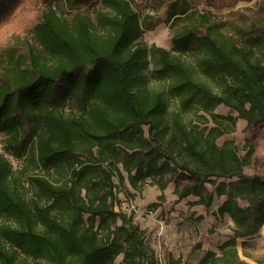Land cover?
Returning <instances> with one entry per match:
<instances>
[{
    "label": "trees",
    "instance_id": "trees-1",
    "mask_svg": "<svg viewBox=\"0 0 264 264\" xmlns=\"http://www.w3.org/2000/svg\"><path fill=\"white\" fill-rule=\"evenodd\" d=\"M36 1L44 6L30 27L0 45V264H163L147 229L116 205L120 190L163 192L173 181L178 202L221 199L214 213L234 222L199 264H250L238 239L264 225V175L245 172L250 140H217L239 118L264 121V0L224 18L212 8L252 0H96L95 17L93 0ZM23 2L0 0V25ZM163 23L172 49L143 38ZM190 253L183 263L168 251L166 264H187Z\"/></svg>",
    "mask_w": 264,
    "mask_h": 264
},
{
    "label": "rangeland",
    "instance_id": "rangeland-1",
    "mask_svg": "<svg viewBox=\"0 0 264 264\" xmlns=\"http://www.w3.org/2000/svg\"><path fill=\"white\" fill-rule=\"evenodd\" d=\"M27 1L23 2L13 15L0 25V45L3 41L9 40L14 31L18 30L20 26L29 28L41 7L44 6L40 1ZM169 1L199 7L205 5L204 0ZM259 1L252 0L248 3L241 1L234 8H212V13L218 18H224L232 10L246 6L255 7ZM87 7L93 17H95L97 11L104 9L102 3L96 0L91 1ZM152 8H154L153 5L145 7L146 11L152 10ZM143 38L148 44H157L167 49H172L169 24L163 23L155 29L145 31ZM147 76L151 86H158L159 83H162L153 66L147 71ZM175 104L172 100L171 108H176ZM216 112L223 115H238L237 111L226 105L218 106ZM184 115L188 121L194 116V111L189 110ZM145 129L147 132V127ZM5 137L4 133H0V150L2 151ZM227 139H233L240 147L246 145L248 140H250L255 146V152L252 162L245 167V172L264 175V121L248 125L245 119L239 118L236 130L219 137L217 142L223 144ZM245 151V149H242L241 155H244ZM6 155L15 168L22 164V159L15 158L10 154ZM174 184V181L171 182L163 192L159 187L152 186L149 183L145 185V189L141 193H136L130 188L131 192L135 193L134 196L126 194L124 190H120L116 208L133 213L134 219L140 226L147 229V239L155 248L163 264L167 262L168 251H172L176 256L182 255L183 263L188 260V255L192 252L190 253L191 259L187 264H199L206 251L211 249L219 251V245L232 236L231 227L234 222L229 216L219 218L214 213L217 205L222 201L221 199H217L211 208H207L204 205L191 207L190 202L195 200V196H189L178 202L176 195L173 193ZM161 193H164L166 197L165 201L162 202L158 200V196ZM154 202H160L161 205L155 209L152 206ZM238 249L241 258L245 262L264 264V225L257 234L239 238ZM121 259L122 256L118 258V261Z\"/></svg>",
    "mask_w": 264,
    "mask_h": 264
},
{
    "label": "crops",
    "instance_id": "crops-1",
    "mask_svg": "<svg viewBox=\"0 0 264 264\" xmlns=\"http://www.w3.org/2000/svg\"><path fill=\"white\" fill-rule=\"evenodd\" d=\"M211 250H214V249H211ZM214 251H216V250H214Z\"/></svg>",
    "mask_w": 264,
    "mask_h": 264
}]
</instances>
